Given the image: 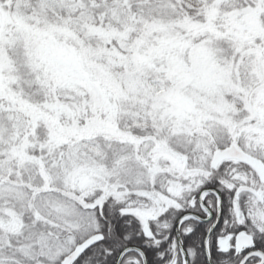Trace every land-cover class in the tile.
<instances>
[{
  "label": "snow or ice",
  "instance_id": "1",
  "mask_svg": "<svg viewBox=\"0 0 264 264\" xmlns=\"http://www.w3.org/2000/svg\"><path fill=\"white\" fill-rule=\"evenodd\" d=\"M0 264H264V0H0Z\"/></svg>",
  "mask_w": 264,
  "mask_h": 264
}]
</instances>
